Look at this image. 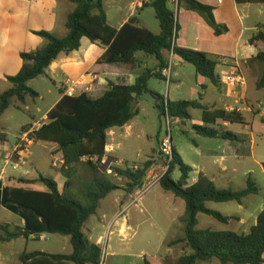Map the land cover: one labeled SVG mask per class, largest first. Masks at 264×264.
I'll return each instance as SVG.
<instances>
[{
    "label": "trees",
    "instance_id": "obj_1",
    "mask_svg": "<svg viewBox=\"0 0 264 264\" xmlns=\"http://www.w3.org/2000/svg\"><path fill=\"white\" fill-rule=\"evenodd\" d=\"M76 4V9L67 16L68 35L58 38L47 30L34 32L42 38L45 45L34 52H22V68L15 76H8L10 89L0 93V116L13 104L26 105L28 97L36 101L40 96L28 85L29 82L47 75L51 64L62 54L79 51L83 38L105 49L99 65H125L136 67L142 64L139 54L149 56L156 64L153 70L141 72L134 85L125 86L108 82L107 91L100 98H92L87 92L80 95H64L59 103L47 114V122L33 132L35 142H51L58 146L63 164L61 175L65 178L60 191L58 183L43 174L35 179L21 178V187L0 189V205L19 215L25 225L22 227L0 225V241L10 242L20 237L29 239L41 235L68 236L73 247L70 254H48L34 252L22 254L23 264H100L102 249L92 244L84 233V228L93 215H97L99 205L111 193L121 189L109 175L101 169V162L107 158L108 134L114 128L127 126L137 113L135 105L144 94H150L160 115L175 123L177 120L191 119L192 109L202 110L205 125L195 126L194 131L203 137H218L223 140H237L239 137L229 131L222 133L217 122L244 123L243 113L227 110H211L201 101H171L149 89L152 79L166 80L162 71L170 65L168 53L172 52L187 63L194 65L201 78L209 79L222 88L216 67L220 64L218 56H211L196 49L177 45L179 26L175 11L169 0H153L150 4L160 24L161 32L155 34L140 26L136 18H131L121 28L111 26L103 0H68ZM238 3H262L264 0H236ZM179 6L198 13L213 29L215 35L222 36L228 28L216 21L214 8L198 0H179ZM264 42V32L258 31L251 39V45ZM264 64V51L253 59ZM259 90L264 89V68L257 82ZM63 94L62 90L60 91ZM22 109V106H17ZM29 130L28 126L23 130ZM173 160L159 185L186 203L182 222L184 236L170 245L185 243L191 252L178 260H155L144 257L143 264H199L217 259L221 264H264V210L257 216L256 224L249 233L236 231L199 230V215L214 217L228 223L230 217L224 216L208 207L209 202H238L242 205L251 195H258L260 188L251 177L243 190L219 189L215 181L203 173L198 182L190 184L193 168L183 163V159L173 148ZM154 163L144 162L135 168L111 167L114 176L126 180L124 191L134 194L143 187ZM178 167L180 181L172 178ZM40 186V188H39ZM34 187L35 189H29Z\"/></svg>",
    "mask_w": 264,
    "mask_h": 264
},
{
    "label": "rangeland",
    "instance_id": "obj_2",
    "mask_svg": "<svg viewBox=\"0 0 264 264\" xmlns=\"http://www.w3.org/2000/svg\"><path fill=\"white\" fill-rule=\"evenodd\" d=\"M64 1L67 11L72 13L76 9V4L68 0ZM134 1L103 0L109 23L112 26H118L122 19L128 16L129 8ZM150 4L151 2L146 4L138 2L136 11L139 12L140 8L147 7ZM170 7L175 9L171 4ZM148 13V28L153 33L159 34L161 29L158 20L155 18V11L150 8L147 10ZM176 15L178 16L177 10ZM248 16L246 25L254 30L247 31L238 47L232 44L233 33L228 34V40L221 43L220 46L215 45L216 38L214 36L212 38L206 36L199 45L207 54L218 56L220 64L216 69L220 75L226 72L222 62L228 65L234 63L233 61L237 56L245 58L249 50L255 53L264 51V42H258L256 47H250L247 42L248 38L258 31L264 32V6H253ZM66 19L67 15L62 17L60 14L58 23L51 30L58 38L68 35ZM186 29L187 34L193 36V28ZM244 44L247 50L244 49ZM91 46L96 52L101 49V46L91 45V42L87 40L83 44L80 53L86 54ZM92 55H95L94 52ZM139 58L142 64L136 67L97 65V69L86 73L80 80L74 79L68 82L60 76L56 77L57 83L48 76H41L33 80L29 86L40 97L36 101L28 97L26 105L16 102L0 117L6 128L5 131L0 128V141L8 140L10 148L15 144L17 145L23 131L22 127L26 124H33L35 121L37 127L43 124L47 119L43 117L48 114L51 108H54L57 100L62 95L60 91H65L68 86L73 85L76 81H83L86 84V86L78 87L76 95L87 91L92 98H97L103 94L102 85L97 80V76H105L106 73L115 83L127 85L135 82L137 76L144 70L155 68L156 62L149 56L139 54ZM168 58L174 64L170 82L168 80L152 79L149 83V89L165 99L199 101L202 98L201 103L203 105L209 104L212 101L209 98L213 96L211 91L215 88L212 82L209 79L199 77L194 65L173 56L172 52L168 53ZM239 63L246 80L249 81H247V87L250 89V86H252L253 88L262 75L264 64L251 58L244 62L240 60ZM232 65H235V63ZM86 77H90V80L91 78L94 79L90 82ZM109 77L107 80H110ZM105 80L102 79V82ZM203 83L210 85V93L207 96L202 95L206 93V85ZM202 84L205 87H202ZM221 89L218 87L219 91ZM246 90L240 91V100L243 106L252 107L251 112H243L248 126L242 127L239 124L226 123L228 125L226 127L220 129L217 127L222 133L229 131L236 134L239 137L237 140H223L218 137L210 138L198 135L194 131V127L203 125L202 110L192 109L191 119L183 120L181 123H173L160 115V111L155 106L154 98L148 92L139 98L136 104L138 106L135 105L137 113L132 121L124 128H116L119 130L115 137H108V144L113 148L110 154L112 158L108 156L106 166H102L101 169L106 170L109 165L111 167L126 168L147 161H152L154 165L148 173L143 187L137 189L134 195L124 191L126 180L121 179L119 176H112L121 189L114 191L101 202L97 215L91 216L84 228L87 239L102 249L100 264H143L144 257L160 261H176L182 255L191 252L185 243L170 245L176 239L184 236L185 225L182 218L177 217L181 216V213L184 215L185 202L178 199L176 200L177 203H174L175 195L165 191L159 185L160 181L145 191L149 185L156 182L157 177L164 175L167 171V164L165 163L167 157L161 150L164 140H168L170 145L176 148L184 164L193 168L191 178L197 177L196 170H203L208 176L215 178L218 188L235 190L246 188L249 177L257 182L260 193L249 196L242 205L235 201L208 203V207L212 210L232 218L228 223L219 222L214 217L205 214L199 215V230L250 232L252 224L256 223L254 214H257L258 210L264 206V100L249 99L247 96L242 97V92ZM253 90H258L257 85ZM261 104L262 107H260ZM19 105L22 106V109L16 108ZM15 149L16 146L8 154L7 162L0 161V172L3 169L7 173L6 180L1 182L5 183L8 180V173L26 171L27 169L30 172L28 177H36L39 173H46L60 187H63L65 178L60 174L61 154L56 146L51 144L46 146L44 143L36 144L34 142L30 154L26 158L27 165L18 170H14L13 165L8 162L9 159L12 163L20 161ZM32 161L33 165H30ZM172 178L175 181H180L181 172L178 167L173 170ZM180 204L181 206L184 205V208H180ZM238 217H244L245 224L240 225ZM18 219H21L20 216L2 207L0 208L1 224L13 223ZM123 224H126V227ZM14 226L12 225V229ZM30 247L31 250L44 251L48 254H70L73 251L70 238L61 235L45 234L44 240L31 241ZM13 251L16 250L13 249ZM15 258L17 257L12 254L13 263L10 264H15ZM199 264L221 263L214 259Z\"/></svg>",
    "mask_w": 264,
    "mask_h": 264
},
{
    "label": "crops",
    "instance_id": "obj_3",
    "mask_svg": "<svg viewBox=\"0 0 264 264\" xmlns=\"http://www.w3.org/2000/svg\"><path fill=\"white\" fill-rule=\"evenodd\" d=\"M198 1L200 3H203L205 5L213 7L214 8V14L216 17V21L219 24H221L222 26H225L228 28V32L226 34H224L222 36L221 35L217 36V35H215L213 29L207 24V22L203 19L202 16L198 15V13L191 11V10H188L184 7H180V6H178V8H175V9L171 8L172 10L175 11V14H176V10L178 11V16L176 15V21H177V24L179 26L178 41H176L177 45H179L180 47H184V48L196 49L197 51H200V52H205L204 50H202L200 48L199 45L201 42L204 41V38L206 36H209L211 38H212V36H214L216 38L215 45L220 46L221 43L228 40L227 35L233 33L234 38L232 40L233 41L232 44H234L235 47H238L239 44L244 39V36L247 33V31H249L251 29L254 30L253 28H248L246 25V22H247L248 17H249L248 14H250L253 6H264V4H262V3H252V4L238 3L236 0H198ZM137 2H138V0H135L131 4V6L129 8L128 16H125L122 19V21L119 23L118 26H113V27L119 29L126 22L128 23L129 20L133 17L137 19V22L140 26H143L146 28L149 27L148 21H147L148 20L147 17L149 15V13L147 14V10L150 8L151 9H153V8L151 7V5H148L147 7L144 6L143 8H140V10L138 12V11H136L137 10ZM66 8H67V6H66V3L64 0H0V93L4 92L5 90L7 91L11 87L9 82L7 81V77L8 76H15L20 72V70L22 68L21 53L22 52H30V51L34 52V51H37L38 49H41L45 45L44 40L42 38L34 35V32H38V31H42V30L51 31L56 26V24L58 23V19H59L60 14L62 15V17L66 16V15L68 16L69 14H71L70 12L67 11ZM107 20H108V18H107ZM186 28H193V36H190L187 34ZM255 34L252 37L248 38L247 42H248V45L250 47H256L258 44V42H257L256 44L251 45V39L255 36ZM87 40L88 39H86V38L82 39L81 48L79 51H74L68 55L62 54L57 61H55L51 64L50 68L47 70L46 76H48V78H51L55 83H57L56 77H59V76L63 77L64 79H66L69 82V81L74 80V79L80 80L82 77L85 76L86 73L91 72L94 69H97L96 66L99 64H96V62H97V60L100 59L101 56L104 55L105 49H103L101 47L100 51L96 52V51H94V48H92L93 46H91L88 48L86 54H81L80 52L82 50L83 44L86 43ZM20 42L25 43V44L23 45ZM195 44H197L198 46ZM91 45H97V44L91 43ZM245 48H246V45L244 44V49ZM245 50H247V48ZM93 52L95 55H92ZM257 54L258 53H255L252 50L251 51L249 50V52L245 58L237 56V58H235L233 62L238 63L240 65V63H239L240 60H242L243 62L245 60H247L248 58L249 59L251 58L253 60L257 56ZM89 55H90V57H89ZM222 63L224 64L223 66H225L224 68H226V70L228 69L229 66L234 64V63H230L228 65L227 63H224V62H222ZM216 72L220 75V73L217 71V69H216ZM101 73L103 74L104 72H101ZM221 76L222 75H220V77ZM105 77H107V78H105ZM108 77H109V75H106V73H105V76H97V78H98L97 80L102 85V91H103L102 96L107 91L108 82L111 81V82L115 83V81L110 79V77H109L110 80H107ZM102 79H106V80L102 82ZM87 80L91 81L90 77H88ZM135 81H136V79H135ZM29 84H30V82H29ZM115 84H118V83H115ZM134 84H135V82L127 84V85H125V84H123V85L130 86V85H134ZM203 84H202V87H205V86H203ZM204 85H206V84H204ZM256 85H257V81H256L255 85L253 86V88H252V86H250V89L247 87L248 89L245 92H242V97L247 96L249 99H257L258 98V99L264 100V89H261V90L258 89L257 91L253 90V89H255ZM213 86L215 87L211 91L213 96H211V98H209L212 101L209 104L204 105V106L208 107L211 110L219 109V110L232 111L228 107V106L234 105V100L231 98L230 93L228 91H226L224 87H222V89L219 91L217 86H215L214 84H213ZM1 88H4V89H1ZM205 89H206V93L202 94L203 96L209 95L210 85H206ZM62 92H63V94L57 100L55 106L59 103L61 98L65 95V91L63 90ZM102 96H99V97L101 98ZM170 100L173 102L180 101V100H172V99H170ZM201 100H202V98L200 99V101ZM214 104H215V106L213 107ZM136 106H138V105H136ZM2 116H0V117H2ZM242 116L244 118L243 124L242 123H231V122L219 121V122H217L216 126H212V127H215V128L218 127L220 129L221 127L228 126L226 123H230L231 125L239 124L242 127L248 126V123L245 121L244 114ZM43 118H47V114ZM182 121L183 120H177V121H175V123L176 122L181 123ZM46 122H47V119L44 123H46ZM43 124H41V125H39V127H37V123L35 121L33 124L24 125L22 127V130L24 127H27V126H28V128L35 127L38 130ZM203 125H205V124L203 123ZM0 128H2L4 131L6 130L5 123H3L2 120H0ZM118 130L119 129H116V128L112 129L111 132L108 134V137L109 136L115 137L116 134H118V132H117ZM170 141H172L171 138H170ZM40 143H44L46 146L48 144H51V142H44V141L36 142V144H40ZM51 145L56 146L58 149L57 145H55V144H51ZM15 146H16V144L10 148L8 145V140L0 141V161L3 160V161L7 162L8 154H10V152L12 150H14ZM172 147L174 148L173 145H172ZM112 149L113 148L110 147L108 144L107 157L109 156L110 158H112L110 156ZM174 149L176 150V148H174ZM60 162H61V166H62V164H63L62 159ZM30 165H33V161H32V163H30ZM196 172L198 175H197V177H194V178H198L200 173H203L206 176H208L203 170H200V171L196 170ZM24 173H25V171L8 173L9 178H7L8 179L7 181H5L6 184L3 182H0V189H4L5 187H21L22 186V183L20 182L21 178L26 177L29 179H35L38 177V176L27 177ZM39 174H42V173H39ZM43 175L50 177L46 173H43ZM208 177L211 178L210 176H208ZM211 179L213 181H215V178H211ZM4 180H6V179H4ZM58 186H59L60 191H62L63 187H60L59 184H58ZM28 188L29 189H35L34 187H28ZM39 188H40V186H39ZM134 194H132V195H134ZM178 199H180V198L176 197L174 203H177L176 200H178ZM1 207L2 206L0 205V208ZM181 207L184 208V205L181 206V204H180V208ZM185 207H186V203H185ZM5 210H7V209H5ZM261 210H264V206H262L260 208V210H258L257 214L253 213L255 215L254 219L256 221H257V216ZM9 212H11V211H9ZM13 214H15V213H13ZM184 215H185V210H184ZM184 215H183V213H181V216H178L177 218L181 219L184 217ZM17 216H19V215H17ZM238 223L240 225L245 224L244 217H238ZM255 224L256 223L254 222V224H252L251 228ZM0 225L1 226L8 225V226H10V229H12V225L13 226L14 225L19 226V227L24 226L25 221L21 218L20 220L18 219V221L13 222V223L1 224V222H0ZM123 226L126 227V224H123ZM44 237H45V235H44ZM38 239L44 240L45 238L42 239L40 237L36 238L35 236H31L29 239H25L24 237H20V238H17L15 240H12L10 242H1L0 241V264H10L11 262L13 263L12 254L14 255V257H17V258H15L16 259L15 264H23L20 261V257L22 254H31L34 252L47 253V252L38 251V250L34 251V249L31 250V247H30L31 241H35ZM13 249L16 251L14 252Z\"/></svg>",
    "mask_w": 264,
    "mask_h": 264
},
{
    "label": "built area",
    "instance_id": "obj_4",
    "mask_svg": "<svg viewBox=\"0 0 264 264\" xmlns=\"http://www.w3.org/2000/svg\"><path fill=\"white\" fill-rule=\"evenodd\" d=\"M152 1L153 0H138V2H140L142 4H146L149 2L152 3ZM169 4H172L173 6H175V8H178L179 0H169ZM173 65L174 64L170 61V65L162 71L163 77H165L166 80H168L169 82H170L171 76H172ZM240 67L241 66L238 63H235V65L229 66L228 69L226 70V72L221 76V82H222L225 90L230 93L231 98L234 100V105H231L228 107L232 111L236 110V111L242 112V113L244 111H250L251 112L252 107H249L248 105L243 106L241 103V100H240L241 99L240 91L246 90V87H247V80H246L244 73ZM93 79L94 78H91V81H93ZM80 86H86V84L83 83V81L74 82L73 85L68 86L66 88L65 95H69V96L76 95V91H77L78 87H80ZM85 92H87V91H85ZM260 107H262V104L260 105ZM36 130L37 129L35 127H31V128H29V130L27 129V130H23L21 132L20 138L18 139V144L16 145V149H15L16 154H18L20 161L17 163H12L10 159L8 160V162H10L13 165L14 170H18L22 166L27 165L26 164L27 163L26 158H27V155L30 154L31 147L34 145L35 140L32 136H33V132ZM161 150L167 157V159L165 160V163L167 164V169H168V166H169L168 163L170 164V162L173 160V157H174L173 147H172V145H170L168 140H164L162 142ZM102 166L103 167L106 166V158H104L102 160L101 167ZM128 167L137 169V166H128ZM104 171H106L109 175H116V174H114L110 165ZM6 174H7L6 171L2 169V171L0 172V182L4 181V179L6 178L5 177ZM24 174L27 177L30 176V172L27 171V169H26ZM162 177H163V175L160 177H157L156 182L149 185L145 191H147L151 186L155 185L156 183H159V181L161 180ZM189 182L192 185L196 184L198 182V178L192 177V178H190ZM40 238L43 239L45 237H44V235H41Z\"/></svg>",
    "mask_w": 264,
    "mask_h": 264
}]
</instances>
